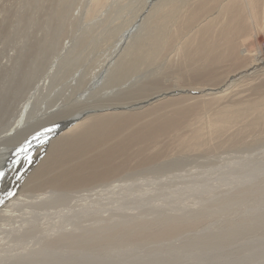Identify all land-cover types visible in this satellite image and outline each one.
Returning a JSON list of instances; mask_svg holds the SVG:
<instances>
[{"label":"bare ground","instance_id":"1","mask_svg":"<svg viewBox=\"0 0 264 264\" xmlns=\"http://www.w3.org/2000/svg\"><path fill=\"white\" fill-rule=\"evenodd\" d=\"M14 2L13 25L0 35L8 42L0 45V117L13 108L0 145L21 146L19 157L33 153L0 191L3 241L36 233L33 215L69 198L87 208L92 197L131 187L136 172L182 168L170 161L152 167L169 155L170 141L216 152L264 137V0ZM38 18L45 21L37 34L44 33V43L29 42ZM7 154H0V168ZM108 219L115 220L85 218L89 230L79 233L52 227L48 237L53 245L101 246L123 237L166 238L197 224Z\"/></svg>","mask_w":264,"mask_h":264},{"label":"rangeland","instance_id":"2","mask_svg":"<svg viewBox=\"0 0 264 264\" xmlns=\"http://www.w3.org/2000/svg\"><path fill=\"white\" fill-rule=\"evenodd\" d=\"M12 1L0 0L1 36H7L3 33L5 31L2 32L3 27L7 30L13 25L9 18L11 14H16L17 6ZM47 11L49 10L46 9V13ZM7 13L8 17H6ZM39 14L42 12L38 13V17ZM43 22L45 21L38 18V26L36 25L38 29L33 26L34 30L30 31L29 42L41 40L44 43V33L42 37L37 35L39 26H42ZM26 33L28 32L26 31L25 35ZM3 41H0V45L6 47L8 42ZM6 52L7 50L4 49V53ZM1 53L2 51L0 55ZM247 94L241 93V95ZM10 110L6 107L4 112L8 115L1 114L0 133L9 123L13 112ZM49 129L44 128L41 131L47 132ZM262 138L264 137H259L258 141H250L249 144H242L250 140L248 136L216 152L182 150L170 141L172 146L168 149L169 155L167 154L166 158H158L152 167H159L170 161L182 162V168L143 173V175L136 172L135 176H132L133 180H129V183H135L131 187L124 188L125 192L122 190L104 196L99 194L90 199L87 208L84 205L82 208V202H76V198L74 197V200L72 197L66 202L68 209L72 207L71 210H68L64 204L65 207L62 205L64 209L61 206L55 211L51 210L54 215L50 214L51 211L44 210L42 215L37 213L33 215L34 217L31 216L32 223L34 224L36 220L34 225L40 229L37 228L36 233L28 234L21 240L19 238L16 240L13 236L6 238V241L0 238V264H264V139ZM12 145H0V152L8 153L4 164H1L4 171L0 175L1 192L10 182V173L33 153L31 152L33 150H30L19 157L22 155L18 154L22 150L21 146ZM9 158L15 160L12 165L7 163ZM125 193L131 198H127ZM18 204L22 205L19 202ZM21 207L24 213L30 211L29 206ZM57 210L62 214H56ZM63 210L64 212L68 210V213L65 214ZM95 213L97 214L94 216ZM100 216H112L115 220L111 219L110 222L108 219L109 225L117 224L114 222L116 220L122 225L127 222L125 226L129 224L134 226L132 223L140 224L147 221L161 223L176 218L185 222L196 221L197 224L166 238H140L127 241L128 238L123 237L116 242L101 246L87 245V248L53 245L50 241L52 237H48L54 229L64 231L74 228L79 233L84 226L91 224L90 221L86 222L85 218L94 217V220H98ZM27 217L30 220V216ZM103 224L100 223L101 228ZM242 227L245 228L244 231ZM24 258L31 262L29 260L27 262Z\"/></svg>","mask_w":264,"mask_h":264}]
</instances>
